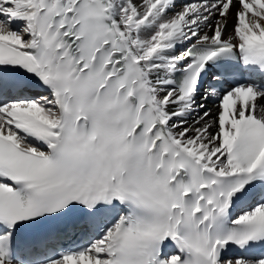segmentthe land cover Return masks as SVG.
Listing matches in <instances>:
<instances>
[{
    "label": "snow or ice",
    "instance_id": "6c2138e0",
    "mask_svg": "<svg viewBox=\"0 0 264 264\" xmlns=\"http://www.w3.org/2000/svg\"><path fill=\"white\" fill-rule=\"evenodd\" d=\"M0 264H264V0H0Z\"/></svg>",
    "mask_w": 264,
    "mask_h": 264
},
{
    "label": "bare ground",
    "instance_id": "6f19581e",
    "mask_svg": "<svg viewBox=\"0 0 264 264\" xmlns=\"http://www.w3.org/2000/svg\"><path fill=\"white\" fill-rule=\"evenodd\" d=\"M234 11V10H233ZM229 30H231V22H230V25H229Z\"/></svg>",
    "mask_w": 264,
    "mask_h": 264
}]
</instances>
